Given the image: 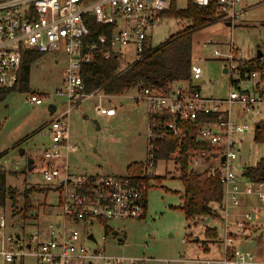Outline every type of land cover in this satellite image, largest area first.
Segmentation results:
<instances>
[{
    "label": "built area",
    "instance_id": "built-area-1",
    "mask_svg": "<svg viewBox=\"0 0 264 264\" xmlns=\"http://www.w3.org/2000/svg\"><path fill=\"white\" fill-rule=\"evenodd\" d=\"M199 6L211 0H193ZM221 20L231 23L244 14V0H216ZM172 0H2L0 1V91L16 89L27 55L63 53L67 57L62 87L57 95L65 98L66 108L36 133L45 159L43 178L59 192V207L64 222L50 225L49 237L41 241V233L34 229L28 239L5 231L6 218L0 216V264H16V259L35 257L42 264H146V259L119 257L107 253L105 246L92 248L81 242L78 229H70L72 222L138 219L145 216L150 182L156 175V144L169 136L196 137L212 146L211 149L191 152V165L198 166L201 158L213 155L216 163L206 168L210 177H219L224 187L223 202L214 213L223 216V256L218 259H193L194 264H264V248L256 251L245 242L264 236V180L241 181L233 161L239 156L241 137L255 131V123L244 117H260L264 112V70L252 74L241 73L245 64L237 58L232 46L226 57V72L232 77L227 99L203 95L200 81L201 66H192L190 82L174 84L169 92L143 87L136 97L147 107L148 153L142 174H91L76 172L70 155L77 151L72 142L66 119L82 101L97 95L99 90L86 92L81 65L91 62L97 54L110 59L113 53L122 58L121 48L134 44L136 58L141 60L148 49L149 33L161 19V13ZM90 17L96 23L113 28L110 37L100 34L89 41ZM215 55H220L218 50ZM134 61V62H135ZM264 63V57L262 58ZM256 75L260 78L253 88L248 86ZM238 76V78H236ZM243 84L246 88H243ZM48 99L33 93L28 101L37 105ZM226 104L228 109L221 106ZM51 105V104H50ZM54 113L58 107L55 105ZM239 107V114L234 109ZM52 107H50V110ZM101 116H115L114 107L96 106ZM241 114V116H240ZM217 115L216 120L203 116ZM223 158H225L223 160ZM5 171V168L2 169ZM248 176V175H246ZM249 177V176H248ZM209 216H205L207 218ZM85 239L98 244L93 233ZM106 240V237L103 238ZM186 240L183 239V242Z\"/></svg>",
    "mask_w": 264,
    "mask_h": 264
},
{
    "label": "rangeland",
    "instance_id": "rangeland-1",
    "mask_svg": "<svg viewBox=\"0 0 264 264\" xmlns=\"http://www.w3.org/2000/svg\"><path fill=\"white\" fill-rule=\"evenodd\" d=\"M187 5L188 0H176L178 9H185ZM243 7L241 19L232 23L218 19L193 35L194 64L203 69L200 84L205 96L228 98L233 87L232 77L224 69L232 46L238 50L237 58H242V61L255 58L259 51L264 57V0H244ZM192 25L188 19L165 16L154 24L149 33V44L157 47ZM120 48L123 66L133 63L136 58L135 45ZM215 50L220 55H215ZM66 64L67 57L63 53L43 54L31 65L28 88L19 85L16 89L6 91L4 98H0V169L6 168L7 185L15 190V202L8 200L5 207H0V215H5L6 233L14 237L22 234L29 240L34 229L38 228L40 240L44 241L49 237L52 223L64 222L58 204L59 192L43 178L45 159L36 131L66 108L65 98L57 95L58 89L62 87ZM259 78L256 75L248 86L253 88ZM243 88L246 85L243 84ZM33 93L44 94L48 99L40 105L31 103L28 99ZM138 95V87L113 96L99 91L97 95L79 103L66 117L71 140L77 145V151L70 155L72 168L76 172L131 174L128 171L130 164H141L147 159V107L138 101ZM53 103L58 107L57 113L50 110L49 106ZM98 105L114 107L116 116L98 115ZM221 107L228 109L226 104ZM239 110L241 108H235L234 113L239 114ZM242 118L255 123L264 119V112L260 117ZM241 140L239 156L233 161L234 170L239 175L245 168L256 165L264 158V143L255 141L254 131L243 135ZM22 150L25 151L24 155L21 154ZM28 157L35 160L31 172L27 169ZM200 160L198 166H192L198 171H204L209 164L216 163L211 154ZM155 172V177L160 180L150 182L144 217L72 222L69 228L78 229L81 242L92 248L105 246L110 255L143 258L147 260L146 264H194L180 259L221 258L223 216L216 217L218 213H214L213 217L188 220L181 210L184 186L179 178L178 164L174 160L159 161ZM248 179V176L240 175L242 182ZM25 195H28L29 207ZM218 208L219 205L214 207ZM31 211H35L36 215L31 216ZM106 226L112 229L110 233H107ZM208 227L218 231L219 238L216 241L206 236ZM89 232L94 234L98 244L85 239ZM183 239L186 241L183 242ZM244 246L252 251H256L257 247L264 248V236L258 235L245 242ZM16 264L42 263L28 256L24 260L16 259Z\"/></svg>",
    "mask_w": 264,
    "mask_h": 264
},
{
    "label": "trees",
    "instance_id": "trees-1",
    "mask_svg": "<svg viewBox=\"0 0 264 264\" xmlns=\"http://www.w3.org/2000/svg\"><path fill=\"white\" fill-rule=\"evenodd\" d=\"M175 16L192 21L193 25L187 30L178 33L157 47H150L141 60L123 66L119 54L113 53L110 59L97 54L91 62L81 65L80 74L84 79L86 92L99 90L105 95H121L133 87L139 90L143 87L156 88L169 92L176 83L190 82L192 79L193 35L202 27L221 19L220 6L216 0H211L207 6H199L193 0H188L187 8L178 9L176 0L161 13V18ZM91 35L89 41L96 39L100 34L108 37L113 32L112 27L101 25L90 17ZM43 54L31 52L27 55L21 77V87L27 89L30 80L31 65ZM264 70L262 59L256 56L246 60L241 67V73L252 74ZM264 80V73H263ZM13 90V89H12ZM6 91H0V98H4ZM206 120H216L217 115L203 116ZM257 143H264V119L260 120L254 131ZM156 162L174 160L178 164L180 179L183 182L181 210L189 219H202L205 216H214V207L220 205L224 198V187L217 177H210L208 170L198 171L191 165V152L194 150L211 149L212 146L196 137L169 136L156 144ZM130 173H143V163H132L128 166ZM246 171L252 181L264 180V158L256 165L247 167ZM7 173L0 169V207H5L8 200L15 202V190L7 185ZM160 180L159 177L146 178V181ZM26 204L29 205L28 195ZM147 203V201H146ZM15 204V203H14ZM32 212V211H31ZM30 212V214H31ZM32 216V215H31ZM219 217V214L216 216ZM107 227V233L112 231ZM114 232V231H113ZM206 236L215 241L219 238L215 228H207Z\"/></svg>",
    "mask_w": 264,
    "mask_h": 264
},
{
    "label": "water",
    "instance_id": "water-1",
    "mask_svg": "<svg viewBox=\"0 0 264 264\" xmlns=\"http://www.w3.org/2000/svg\"><path fill=\"white\" fill-rule=\"evenodd\" d=\"M257 56H258L259 58H262V56H263L262 51H259ZM224 72H226V69L224 70ZM49 107H52L51 112L54 113V111H55V106H54L53 104H51ZM95 122H97V121H95ZM21 152H22L21 154L24 155L25 151L22 150ZM224 159H225V158H223V160H224ZM34 167H35V160H34L32 157H28V158H27V169H28V171L31 172V171L34 169ZM246 174H248V172H246ZM35 214H36L35 211H32V212H31V215H32V216H34ZM17 237H18V236H17Z\"/></svg>",
    "mask_w": 264,
    "mask_h": 264
},
{
    "label": "crops",
    "instance_id": "crops-1",
    "mask_svg": "<svg viewBox=\"0 0 264 264\" xmlns=\"http://www.w3.org/2000/svg\"><path fill=\"white\" fill-rule=\"evenodd\" d=\"M148 39H149V37H148ZM147 43H148V48H150L151 46H150V44H149V40L147 41ZM258 55V54H257ZM122 59V58H121ZM225 70V69H224ZM201 83V82H200ZM200 85V89H201V84H199ZM201 91H202V89H201ZM117 114V113H116ZM116 116V115H115ZM111 117H113V116H111ZM3 168H5V167H3ZM6 169V168H5ZM247 172V171H246ZM246 175H248V174H246ZM146 211H147V203H146ZM2 215V214H1ZM0 215V216H1ZM36 215V214H35ZM114 234H117V232L115 231L114 232ZM210 250V248L208 249V251Z\"/></svg>",
    "mask_w": 264,
    "mask_h": 264
}]
</instances>
